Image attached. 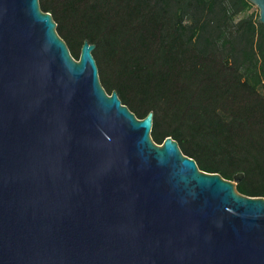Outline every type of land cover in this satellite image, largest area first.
Masks as SVG:
<instances>
[{
	"label": "water",
	"instance_id": "water-1",
	"mask_svg": "<svg viewBox=\"0 0 264 264\" xmlns=\"http://www.w3.org/2000/svg\"><path fill=\"white\" fill-rule=\"evenodd\" d=\"M264 24V0H249ZM39 0H0V264H264V198L103 87Z\"/></svg>",
	"mask_w": 264,
	"mask_h": 264
},
{
	"label": "trees",
	"instance_id": "trees-1",
	"mask_svg": "<svg viewBox=\"0 0 264 264\" xmlns=\"http://www.w3.org/2000/svg\"><path fill=\"white\" fill-rule=\"evenodd\" d=\"M71 54L85 40L100 81L151 136L264 198V24L249 0H39Z\"/></svg>",
	"mask_w": 264,
	"mask_h": 264
}]
</instances>
